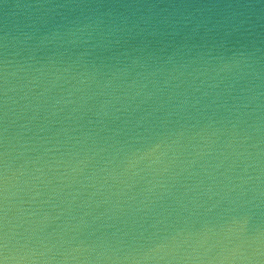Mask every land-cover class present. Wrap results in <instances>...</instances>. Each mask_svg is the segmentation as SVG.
Returning a JSON list of instances; mask_svg holds the SVG:
<instances>
[{
  "label": "water",
  "instance_id": "water-1",
  "mask_svg": "<svg viewBox=\"0 0 264 264\" xmlns=\"http://www.w3.org/2000/svg\"><path fill=\"white\" fill-rule=\"evenodd\" d=\"M0 264H264V0H0Z\"/></svg>",
  "mask_w": 264,
  "mask_h": 264
}]
</instances>
